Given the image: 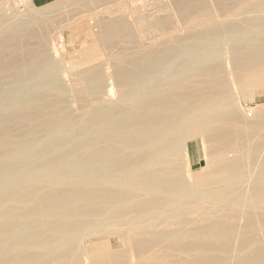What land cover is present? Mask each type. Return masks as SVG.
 Wrapping results in <instances>:
<instances>
[{
  "label": "rangeland",
  "instance_id": "rangeland-1",
  "mask_svg": "<svg viewBox=\"0 0 264 264\" xmlns=\"http://www.w3.org/2000/svg\"><path fill=\"white\" fill-rule=\"evenodd\" d=\"M247 1L249 0H0V134L3 128L7 134L2 132L6 141L2 138V134L0 135V157L2 158H0V168L7 163L17 167L16 174L10 176L12 179L8 177L11 181L7 179L10 185L1 189L4 184L2 185V181L0 182V194L14 184L22 186L24 182L25 184L30 183L29 180L37 183L28 187L32 198L27 202L28 204H25L26 207L12 206L8 211L19 216L30 209H44L49 203L47 194L59 190L57 185L50 182L56 173V176H62L64 173L72 171L84 172L83 176H87V178L82 176L83 181L78 182L80 186L92 185V181L87 180L100 173L106 179L129 175L133 170L129 171V168L125 167L134 161L138 150L124 146L120 140L99 141L98 150L100 152L111 151L112 155L103 161V166L98 172L94 168L83 170L80 164L87 158L89 151L87 148L74 147L73 141L77 133L90 126L93 117L101 111L108 110V108H123L125 110L127 106L131 108L139 100L145 99L155 88L173 81H192L193 85L184 90H179L176 87L167 88L159 94V98L179 93H191L195 88L193 92L195 97H187L188 101H192L191 103L196 104L202 99L207 100V98L214 99L213 88L210 90L202 85L209 77L201 75V72L211 65V67H218L225 64L224 67L222 66L223 76H221L227 78L232 86L234 85V89L232 87L230 92L229 102L241 118L254 121L257 115L264 114V86L252 87L246 93L235 88L236 75L231 64V51L232 47L238 43L229 41L228 33L219 34V38L210 44H213L211 47L200 46L203 44L195 41L201 32L210 29L208 25L201 24L206 20V17L208 18V14H210L209 16L214 14L219 21L228 20L242 5L255 0ZM138 5L142 7L140 10L145 15L160 19V25L147 29L145 33L140 30L135 12ZM257 12L256 8L246 9L245 13L248 18L244 14L246 19L243 16L241 21L242 19V22L264 20L263 15L261 19H256ZM197 14L198 16H196ZM195 19L199 21V24L195 22ZM110 23L114 28L121 29V32L111 39H102L104 27ZM18 25L26 28H24L23 34L15 37L18 38L16 40L6 31L8 32ZM242 34H246V36L239 41V44L254 38H264V28L261 33L252 30L242 32L241 36ZM92 42H96L97 46L89 53L86 46ZM35 54L38 56L29 66L28 63ZM152 55H155L156 58ZM42 57L49 63L45 65L43 61L41 62ZM36 62L39 65L36 66ZM31 68L32 70L34 68L35 74L29 72L32 71ZM119 68L125 69L127 73L124 74ZM117 72L119 77L115 78ZM55 82L56 84H54ZM127 87L130 89H126ZM125 89L129 95L128 92L124 93ZM88 91H93L91 96L87 95ZM94 93L95 96H93ZM132 94L136 95L135 100ZM60 111L73 119L63 124H55L56 127L54 125L52 129L51 127L45 129L41 122L57 117ZM85 113L87 114L85 115ZM195 114L200 115V113L188 114L186 121L192 120ZM29 115L35 119H30ZM78 116L81 119L77 118ZM80 120L83 121L80 122ZM196 130L200 131V126L196 127ZM216 130L218 132H234L236 137L245 135L243 131L237 132L229 126H220ZM260 131L264 134V124ZM187 133L188 131L185 130L167 137L172 140H181L186 138ZM46 135L50 136L46 137ZM37 142H40L39 146ZM10 146L11 148H9ZM27 146L34 147V150L30 148V151ZM17 147H19L18 151H16ZM210 147L211 142L206 141L202 135H194L188 136V139L184 141L183 149L180 145L169 149L164 147L156 154L157 158H164L163 161H167L162 167L180 168L184 182L194 195L188 198V201L193 204V208L182 209L184 217L191 221L189 222L190 227L206 225L213 217L220 216L226 222L236 223L239 230L243 231L247 213L242 210L235 212V216H233L234 212L230 206L225 204L216 206L214 205L216 201L213 203L215 199L213 200L212 197L206 200L210 199V203L213 204L208 202L210 205H206L207 201L203 198H207V196L197 185L198 178L205 177L207 173L221 166V163L214 162L210 157ZM229 149L228 158L234 159L237 150L234 147ZM13 151H16V154L10 156L14 154ZM259 155L256 157L257 160L253 159L251 163L243 167L245 181L242 186L231 190V196L245 197L247 194H253V188L264 161V144L262 154ZM170 158H174V160H168ZM147 159V161H156L155 158ZM38 166L50 169L42 176L35 172ZM159 169H161V165H154L150 167L149 171ZM107 186L108 188L112 187L109 183ZM65 188L63 186L60 190ZM191 199L198 201L197 203L195 201L196 205ZM256 199L260 200L261 198L257 197ZM30 201L32 202L30 203ZM257 204L264 208V200ZM170 207L168 205L162 209L160 216L164 217L163 213L171 211ZM108 222L104 220L105 224ZM34 225L35 221L31 225L32 228ZM94 228L91 226L90 229ZM236 238L238 239H234L230 244L233 248V258L243 256L237 250L241 243L240 237ZM117 243V240L112 243L108 236H89L80 243L78 246L80 252L77 250L76 255L84 254L89 257L91 252L104 251L112 247L113 244L116 248ZM44 249L34 251L31 248L30 251L39 253L49 261V264H53L56 252H48Z\"/></svg>",
  "mask_w": 264,
  "mask_h": 264
},
{
  "label": "bare ground",
  "instance_id": "bare-ground-1",
  "mask_svg": "<svg viewBox=\"0 0 264 264\" xmlns=\"http://www.w3.org/2000/svg\"><path fill=\"white\" fill-rule=\"evenodd\" d=\"M248 8L257 9L258 12L256 16L254 15L256 19H261V16H264V0H255L242 5L228 20L221 18L223 21H219L214 14H211V16L208 14V18L206 17V20L201 24L208 25L210 29L201 32L195 38V41L203 44L200 46L211 47L213 44H210L219 38V34L228 33V40L238 43L232 47L231 64L236 75L235 88L245 93L252 87L264 86V38H254L239 44V41L247 34L241 36L242 32L257 30L261 33L264 28L263 19L260 21L246 20L245 22H242V19L241 21V17H245V11ZM140 9L142 7H139V5L135 9L136 11L133 9L136 12L140 30L145 33L147 29L160 25V19L149 17L142 13ZM246 17L248 18L247 14ZM195 22L199 24L196 19ZM193 26L196 28L195 25ZM112 27V23L104 27L102 39H111L121 32V29ZM24 28L26 27L18 25L10 30L7 29L8 32L5 31L15 38L21 35ZM1 34L3 35V33ZM10 36L8 37L10 38ZM96 42L89 43L86 46L89 53L96 49ZM218 49L217 51H219ZM155 55H152V57L156 58ZM37 56L38 54H35L30 59L29 66ZM43 59L45 58L42 57L41 62L43 61L45 65L49 63L48 60L46 62ZM151 61L153 62V60ZM35 65L39 64L36 62ZM224 65L218 67H211V65L201 72L202 77H209L202 85L210 90L213 88L214 99L207 98V100L202 99L196 104L191 103L192 101H188L189 98L187 97L194 96L195 88L193 89V87L191 93H179L174 96L159 98V94L167 88L176 87L179 90H184L193 85L192 81H173L155 88L151 94L145 99L139 100L131 108L127 106L125 110L123 108H108V110L101 111L93 117L90 126L77 133L73 141L74 147L87 148L89 151L87 158L80 164L83 170L94 168L98 172L103 166V161H106V158L112 155L111 151L100 152L98 150L99 141L120 140L124 146L138 150L139 152L135 154L134 161L125 167L129 168V171L133 170L126 177L106 179L100 173L97 174L98 177L93 175L95 178L92 177L87 180L92 181V185L80 186L78 182L83 181L84 172L72 171L64 173L62 176H56L57 173L53 172L56 175L54 174L55 176L51 178L50 182L57 185L59 190L47 194L48 205L46 206L43 203L46 206L44 209H30L19 216L10 213L8 211L9 207L20 205L26 207L25 204H28L27 202L32 198L28 187L37 183L29 180L30 183L25 184L24 182L22 186L14 184L4 193H1L0 264H49L44 256L31 252V248L34 251L45 248L48 252H56L53 257V264H264V208H262V205L257 204L264 200V161L255 182L253 194L246 195L245 193V197L230 195L231 190L242 186L245 181L243 167L256 159L260 153L262 154L264 134L260 130L264 124V114L257 115L254 121H248L241 118L233 110L229 102V96L232 87L234 89V85L232 86L227 78H222V66L224 67ZM37 68L39 69V66ZM119 70H122L124 74L127 73L125 69L119 68ZM33 71L34 68L29 72ZM117 74L118 72L115 74V78L116 76L119 77ZM99 89L101 90V88ZM126 89L124 93L128 92ZM92 92L88 91L86 93L91 96ZM98 94L100 93L98 92ZM135 94L137 95V93ZM134 95L133 99L136 98V95ZM93 96H95V93ZM119 105L121 106V104ZM28 113L30 114V111ZM194 113H200V115L195 114L194 119L186 121L188 114ZM33 118L30 117V119ZM77 118L81 119L79 116ZM146 118L147 121H145ZM72 119L68 114L60 111L57 117L41 122V124L45 129L50 127L52 129L55 124L70 122ZM66 124L65 127H67ZM198 126H200V131L196 130ZM220 126L232 127L237 132L243 131L245 135L236 137V133L231 131L218 132L216 129ZM185 130L188 131L185 139L172 140L167 137ZM2 132L6 134L4 128ZM97 135L99 137H96ZM194 135H202L206 141L211 142L210 157L214 162L221 163L219 168L207 173L205 177L198 178L197 185L202 193L207 196L203 199L206 200L212 197L213 200L215 199L213 203L216 201L214 205L225 204L230 206L234 212L233 216H235V212L244 210L248 216L246 215L247 221L243 231L239 230L236 223L226 222L220 216L213 217L206 225L195 227H190L189 222L191 221L184 217L182 209L193 206L188 198L194 195L184 182L180 168L171 167L167 169L162 167L167 161H163L164 158H157L156 153L164 147L169 149L180 145L183 149L184 141L188 139V136ZM2 138L4 139V136ZM232 147L237 150L234 159L228 158L227 154L228 149ZM18 148L16 151L19 150ZM30 148L34 150V147ZM30 148L28 147L29 150ZM16 151H13L14 154L10 156L15 155ZM147 158H155L156 161H147ZM168 160L172 161L174 158ZM154 165H161V169L149 171L150 167ZM38 167L35 169L38 175L45 174L50 169L45 168L46 165L44 168ZM16 170V166L8 163L2 165L0 168V182L2 181L1 183L4 185L1 189L10 185L7 179L16 174ZM246 171L248 170L246 169ZM85 177L87 178V176ZM248 178L250 177L248 176ZM9 181L11 180L9 179ZM108 183L112 186L111 188H108ZM63 186L66 188L60 190ZM257 197L261 199L257 200ZM191 200L194 203L195 201L198 202L197 200ZM208 202L210 203V199L206 205L213 204H208ZM168 205L171 206V211L163 213L164 217H161V210ZM2 207L7 208L3 209ZM159 219L161 220L159 221ZM104 220H107V222L109 220V222L105 224ZM34 221L35 225L32 228L31 225ZM91 226L95 228L90 229ZM89 236H108L112 243L117 240L118 245L116 248L113 244L112 247L104 251L91 252L89 257L84 254L76 255L80 243ZM238 236L241 243L237 250L243 256L233 258V248L230 244L234 239H238L236 238Z\"/></svg>",
  "mask_w": 264,
  "mask_h": 264
}]
</instances>
